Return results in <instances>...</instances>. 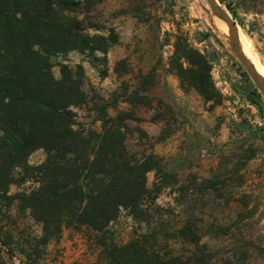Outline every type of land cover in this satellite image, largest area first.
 <instances>
[{"label": "trees", "instance_id": "1", "mask_svg": "<svg viewBox=\"0 0 264 264\" xmlns=\"http://www.w3.org/2000/svg\"><path fill=\"white\" fill-rule=\"evenodd\" d=\"M82 3L0 0V200L17 202L41 226L40 235L21 237L17 250L27 264H34L65 228H87L103 247L105 263L98 264H210L198 220L190 215L176 219L174 206L162 205L158 198L169 188L179 195L177 202L201 195L225 204L244 203L246 195L238 191L244 153L224 155L211 176L197 185V176L182 181L153 151H131L124 113L111 116L105 105H98L100 128L80 124L77 109L88 101L84 67L61 63L57 78L52 57L74 50L107 55L119 42L113 27L104 33L105 27L82 13ZM169 70L183 89L197 91L209 110L223 102L209 57L183 34L176 35ZM40 149L45 159L31 164L30 156ZM151 171L156 174L152 187ZM27 180L37 186L9 193L11 185ZM208 209L202 206V217ZM123 210L138 228L126 243L107 241L105 233ZM178 244L189 250H178ZM222 264L235 263L224 259Z\"/></svg>", "mask_w": 264, "mask_h": 264}, {"label": "rangeland", "instance_id": "2", "mask_svg": "<svg viewBox=\"0 0 264 264\" xmlns=\"http://www.w3.org/2000/svg\"><path fill=\"white\" fill-rule=\"evenodd\" d=\"M82 1V13H88L105 27L104 33L113 27L119 42L107 55L74 50L53 56L54 75L60 77L61 63L72 67L82 64L83 88L88 101L77 109L78 122L100 128L98 105H105L111 116L124 113L130 126L126 142L135 153L153 151L154 145L177 127L178 110L171 98L155 90L166 64L170 68L176 35H185L207 54L212 63L214 82L224 97L223 102L212 110L205 104L210 111L209 117L217 120L209 134L210 151L216 154L214 163L207 173L186 168L180 175L158 156L164 167L177 173L182 181L197 176L199 185L202 179L211 176V170L218 166L224 155L244 153L241 170L244 181L238 191L246 195L243 198L246 206L240 201L225 204L223 199L201 195H194L190 201L180 199L177 202L175 199L179 195L170 193L169 188L160 193L158 202L172 204L176 219L190 215L198 220L210 264H222L224 259H233L235 264H264V95L233 51L227 25L224 23L225 28L221 27L205 0ZM219 1L238 23L249 58L256 67L264 70V0ZM91 32L98 31L91 29ZM248 42L256 54L248 48ZM137 68L149 72L138 80ZM157 70L160 72H155ZM127 98L133 100L134 105L122 104ZM160 119L165 120L163 131L154 135L149 131L159 126L153 121ZM44 159L45 152L40 149L30 156V163L39 164ZM155 180L156 174L151 171L149 186L152 187ZM36 186L35 181L27 180L11 185L9 193L29 192ZM204 205L209 209L202 217L199 211ZM223 205L228 206L224 208ZM187 206H190L188 210ZM214 223L221 227L216 228ZM136 228L129 211L123 210L111 223L105 238L123 244L132 238ZM28 234L40 235V224L28 210H21L17 202L9 204L7 200H0V264H27L17 250V242ZM97 239L96 233L87 228H65L34 264L105 263L103 247ZM176 247L182 252L189 250V246L181 244Z\"/></svg>", "mask_w": 264, "mask_h": 264}, {"label": "crops", "instance_id": "3", "mask_svg": "<svg viewBox=\"0 0 264 264\" xmlns=\"http://www.w3.org/2000/svg\"><path fill=\"white\" fill-rule=\"evenodd\" d=\"M248 43V48L255 53L250 42ZM261 65H263L262 62ZM168 66L166 64V68L162 71L161 81L159 82L160 78L157 79L155 90L171 98L178 110L175 124L177 127L171 131L169 136L154 145L153 152L163 157L165 163H169V168L180 175L186 168H192L199 173H207L216 156L213 151H210L209 134L210 127L216 124L217 120L209 117L210 111L205 107L204 98L195 90L183 89L179 77L171 72ZM148 72L149 70L137 68L136 74H140L138 80L141 79L142 74L146 76ZM131 76L130 74L127 78ZM122 104L132 106L134 101L127 98ZM153 122H158L159 126H154L149 132L154 135L160 134L163 131L165 120L160 119Z\"/></svg>", "mask_w": 264, "mask_h": 264}, {"label": "water", "instance_id": "4", "mask_svg": "<svg viewBox=\"0 0 264 264\" xmlns=\"http://www.w3.org/2000/svg\"><path fill=\"white\" fill-rule=\"evenodd\" d=\"M205 2L209 5L212 13L227 25V34L233 51L248 71L258 89L264 95V77L258 71L254 63L247 57L242 48L238 23L219 0H205Z\"/></svg>", "mask_w": 264, "mask_h": 264}, {"label": "bare ground", "instance_id": "5", "mask_svg": "<svg viewBox=\"0 0 264 264\" xmlns=\"http://www.w3.org/2000/svg\"><path fill=\"white\" fill-rule=\"evenodd\" d=\"M218 19V18H217ZM219 20V22H220V24H221V27L222 28H225V25H224V22L223 21H221L220 19H218ZM239 32H240V40H241V45H242V48H243V50H244V52H245V54L247 55V57L249 58V56H248V52H247V48L245 47L246 45H245V43H244V35H243V33H242V31H241V29L239 28ZM250 59V58H249ZM251 60V59H250ZM257 69H258V71L263 75V77H264V70H262V69H259L258 67H256Z\"/></svg>", "mask_w": 264, "mask_h": 264}]
</instances>
